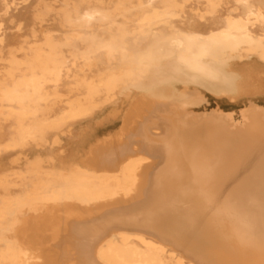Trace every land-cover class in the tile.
<instances>
[{"label":"bare ground","instance_id":"1","mask_svg":"<svg viewBox=\"0 0 264 264\" xmlns=\"http://www.w3.org/2000/svg\"><path fill=\"white\" fill-rule=\"evenodd\" d=\"M27 10L33 41L7 49ZM50 21L55 28L38 34ZM251 59L264 66V0H0V157L14 154L0 170V264H56L43 247L60 245L73 223L104 232L78 245L86 264H264V148L226 132L262 123L264 109L250 104L241 122L198 110L203 91L240 93L233 63ZM123 97L158 114L123 151L147 148L158 162L137 155L97 170L53 153L77 123ZM170 172L167 195L155 197L163 206L116 212L137 207L148 178ZM110 216L158 220L95 226Z\"/></svg>","mask_w":264,"mask_h":264},{"label":"rangeland","instance_id":"2","mask_svg":"<svg viewBox=\"0 0 264 264\" xmlns=\"http://www.w3.org/2000/svg\"><path fill=\"white\" fill-rule=\"evenodd\" d=\"M25 15L23 17L24 21V29L22 31H17L16 29H10L8 33V47L7 49H16L23 45L25 42L33 41L31 37L30 29L33 27L32 15L31 11H25ZM8 27H12L13 25L8 21L6 23ZM55 28V25L50 21L44 25H37L35 28L38 30V34L45 28ZM233 69L238 71L245 83L242 88V91L233 96H217L212 93H208L203 91V96L205 97V102L202 103L200 108L198 109L200 112L206 111H218L228 113L235 122H241V113L243 110L248 109L250 104L258 106V109H264V66L259 63L255 59L244 60V61H236L233 63ZM133 97V96H132ZM133 99L131 98H122L114 104L106 105L102 110L98 111L92 118L84 120L82 122L77 123L70 135H65L62 137V144L56 146L52 151L56 155H65L71 156L74 154H78V156H83L82 161L86 166L94 169H107L113 170L116 167V163L121 161L124 158L131 156H143L148 158V161H159L160 158L156 157L157 154L151 153V151H147V148L138 149L137 153H131L123 151L122 145L125 143H120L127 135L133 134L135 129L139 127V123L146 116H151L153 122L157 121L154 117L157 116V113H152L149 109V105L146 103H142L137 107H134ZM243 109V110H242ZM154 114V115H153ZM155 120V121H154ZM214 124V123H213ZM227 127V126H225ZM121 128H124L123 136L121 138H114L112 140H107L110 136L117 133ZM228 128V127H227ZM229 129V128H228ZM227 135L236 136L237 138L242 137L243 140L259 141L262 145H259L264 148V121L259 123L255 120H247L246 124L241 126L240 128H236L234 131L229 129L226 130ZM232 132V133H230ZM140 140L139 137H137ZM99 145L95 148V151L91 154L84 153L83 150H89V147L92 145ZM144 143V142H143ZM94 146V147H95ZM160 146V145H159ZM180 145L172 146V151L175 150L178 152L177 155L180 158L181 151ZM175 153V152H174ZM12 153L6 154L0 157V170L9 166L10 159L13 158ZM176 156V154L174 155ZM178 158V159H179ZM176 159V160H178ZM179 163V161H177ZM175 166V165H174ZM170 172L168 175L153 178V175L148 178V183L146 185V191L143 195V200L137 199L136 205L137 207H127L120 206L115 208L118 213H126L131 210L136 213H146L153 212L156 204L163 206L162 202H155V197H164L168 192H165V185H163L166 180L170 177ZM156 177V176H155ZM156 181V184L151 182ZM163 183V184H162ZM129 208V209H128ZM162 210V208H161ZM158 220L157 218H146V217H125V216H110L108 218H98V223L95 224L97 228H103L104 231H107L113 228L115 225L112 222H125L127 220ZM105 221V222H103ZM74 224V223H73ZM69 225L71 227L70 235L63 234V236L58 240L60 245L55 246L57 244L56 241L46 240L47 243L43 247V251L46 256L48 255L49 259L54 261L56 264H66V262L70 261L72 256L76 258V262L78 264H86L84 262L83 253L85 248L80 249L78 245H81L80 242L85 243H93V238H98L104 232H97L96 234H91V228H93L90 224H88L84 229L77 232L75 224ZM114 225V226H113ZM94 226V228H96ZM99 229V230H100ZM72 230H76V233H73ZM93 230V229H92ZM68 236L69 240L65 237ZM74 237V239L72 238ZM62 238H65L62 240ZM72 238V239H70ZM79 242V243H78ZM78 243V244H76ZM75 261V260H74Z\"/></svg>","mask_w":264,"mask_h":264}]
</instances>
